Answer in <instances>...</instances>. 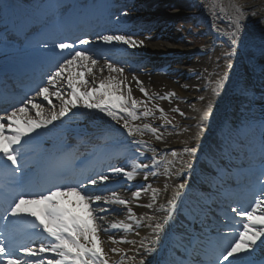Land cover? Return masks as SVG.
<instances>
[{
	"label": "snow or ice",
	"instance_id": "1",
	"mask_svg": "<svg viewBox=\"0 0 264 264\" xmlns=\"http://www.w3.org/2000/svg\"><path fill=\"white\" fill-rule=\"evenodd\" d=\"M23 5L19 0H0V23L8 24L19 21L26 23L20 16ZM237 16L234 21V30L227 36V51L221 56L226 61L223 74L215 80L216 87L212 93L219 99L223 94L224 80L230 79L232 70L236 68L235 57L241 55L243 47L240 36L241 21L245 18L244 13L237 9ZM127 13H120V16L127 17ZM117 24H120V17H117ZM86 35V34H85ZM95 41L91 38L77 37L76 40L65 42L63 39L54 42L55 48L60 50L61 61L53 63L55 71L48 73L47 86L39 87L37 96H42L44 101H50V96H55L60 101L59 111L52 110L45 112L41 104L33 103L32 99L26 98L21 106H9L11 111L5 110L0 116V171L5 173V188L8 195L0 202V264H124L126 259L135 261L136 256L128 257L130 249L118 247L117 245H133L136 254L140 255L139 264H148L144 255L152 256L159 252L158 244L161 243V233L167 235L165 224L174 218V200L185 188V183H180L173 189V197L168 199V207L157 205V196L161 189L151 185L140 186L131 193L132 200L139 201L142 194L151 193L150 201L144 205L149 209L163 211V223L156 222L147 225L152 228V236L145 237L140 241L127 239L124 236H117L111 230L123 229L126 233L136 228L144 227L141 223L145 218L149 221H159L160 217L141 216L133 212L131 201L126 199L115 189H109L108 183L112 175L123 177L126 181H132L138 170H146L144 179L149 175H156L151 171L153 167H159L163 160H157L156 149H150L154 154L150 158L151 163L146 164L139 160L140 156L149 159L145 155L146 141L137 139L142 137L145 131H150L158 141L163 140V134H157L159 129L150 124H133L132 121L140 120L141 117L153 116L152 109L148 108L143 101L137 100L127 85L128 75L125 67L118 61L105 60V69L109 75L98 78L93 73V68L99 63L98 57L93 55L88 45L92 43L110 46L118 50V46L125 49H137L146 46V40L150 36L139 38L137 33L122 28L105 29L103 32L94 33ZM77 41L80 47H77ZM45 48L47 42H42ZM256 50L264 56V39H261ZM67 52L65 56L64 53ZM249 61L255 56V52H248ZM221 57H218L219 60ZM73 65L82 71L73 72ZM251 70L254 72L255 67ZM86 76H91L89 80ZM131 79L139 87L144 96H149L148 91L133 72ZM261 89H264V68L260 70ZM98 81V82H97ZM61 85H66L67 97L61 91ZM50 88L55 89L50 92ZM82 89V91L78 90ZM126 89V90H125ZM175 96L169 92L160 99ZM242 103L247 101L248 107L244 111L234 114L235 118L227 120L222 128L223 151L221 157L230 156L236 151L237 146L256 142V131L258 127L260 136L258 140L260 159L258 163H252L248 167V180L253 191L247 208L239 205L231 207V213L235 217L242 218L237 221L242 225L238 232L225 212V223L216 230L215 236L193 237L185 235L177 242L172 249V254L162 260V264H264V259H258L255 255L258 248L264 247V112L257 122L250 115L254 96H248V88L241 89ZM264 99V92L261 93ZM151 99H155L152 96ZM204 101L205 97H199ZM37 109L35 117L29 115L28 105ZM144 104V111L138 113V105ZM83 107L88 110H97L115 121L130 138L128 143L127 159L131 161V170L124 165L109 163L107 171L111 174L99 171L82 179L68 184H52L51 187L34 191L30 183L28 173L21 164L23 153L20 149L26 143L25 137L31 139V134L37 129L47 128L55 121L62 120L74 108ZM157 111L163 114L164 110L158 105H153ZM183 117L184 112L173 109ZM214 111L211 101L208 102L203 114L199 117L196 127L198 138L204 128L201 126L207 119L210 112ZM247 113V114H246ZM24 115L23 123L20 115ZM170 124L171 121H168ZM187 130V129H185ZM197 152L195 147L185 146L183 154L188 156ZM172 160L167 161L164 174L168 175L170 169L176 164L178 156L176 150L171 151ZM215 159V157L213 158ZM185 167H190L183 158L180 160V167L176 174L183 172ZM168 185H165V190ZM91 188V190H89ZM69 196H74L75 201H68ZM123 206L127 213L126 220H107V215L112 212L111 206ZM83 210V214L77 211ZM30 223L31 232L20 233L19 229L24 222ZM130 221V222H128ZM107 223L108 227H104ZM223 229V231L221 230ZM136 236L140 233L135 232ZM35 237L36 239H33ZM105 237V239H101ZM147 240V243H145ZM143 250L141 253L140 250ZM119 257V259H113Z\"/></svg>",
	"mask_w": 264,
	"mask_h": 264
},
{
	"label": "bare ground",
	"instance_id": "2",
	"mask_svg": "<svg viewBox=\"0 0 264 264\" xmlns=\"http://www.w3.org/2000/svg\"><path fill=\"white\" fill-rule=\"evenodd\" d=\"M201 1V0H200ZM202 9L197 10L199 12V16L201 19H204L206 22H210L209 28L216 32L218 34L219 29L223 30L226 32V35L228 36V33L232 30H234V21L237 16V9H239L241 12L244 13V19L241 21L242 27L240 31V36L242 37V43L243 47L241 48L243 50L242 56H245V60L241 62L237 57L234 59L236 60V68L232 70V74L230 79H225L224 81H228L231 79L236 78L238 83H249L246 85L248 88V95L251 93L252 95L249 97L254 98H259L261 94L256 92V86L254 84H258L261 80H257L254 82V76H255V71L252 74L250 72L249 67L247 65L249 61L248 52H255V56L252 58L251 63L255 64L256 68L261 70V68H264V56H261L259 52L256 50V46L259 45L261 39H264V0H202L201 1ZM204 5L207 6V8L203 7ZM183 6V3L181 4ZM144 10H147V8H144ZM152 11L149 10V13ZM154 12H160L163 13L162 10H155ZM197 16V18H199ZM89 26L85 24V28H88ZM145 36H150V40H146V46L142 48H137L142 52H148L152 53L155 55L160 54L164 55V59H172L175 54L180 53L181 50H185L187 47L180 42H176L173 36L167 35V34H161L160 36H157L156 33H150L146 35H142L143 38ZM8 50L1 48L0 49V54L1 57L3 58L2 60L9 59L10 54H8ZM8 58H7V56ZM217 56V55H216ZM219 55L217 56V58ZM105 62H100L96 67L93 68V73L95 74L96 77L102 78L104 76L109 75L107 70L105 69L103 72H100L98 69L103 68ZM226 64V61L222 58V61L220 62L219 65H216L215 71H213L214 65H209V67H206L205 70V76L204 78L207 80H210L212 78L213 80H216V78L220 75L223 74L224 71V65ZM242 64V65H241ZM197 67L196 69H200L201 71H204V67H200L197 65H192L190 61H186L185 63H182V66L179 70H177L178 73L182 72L183 69H190L192 67ZM127 75H128V80H127V85L131 88L132 95L137 99L141 100L142 96H144L140 91L139 87L137 84L131 79V76L134 71H130L129 67H125ZM77 71H82L81 69L76 68L75 65H73V72ZM135 73V72H134ZM200 73V72H197ZM139 77L141 81H143V85L146 88V90L149 92L151 91H159L160 89H170L173 90L176 93H178L180 96L184 95L189 98H194L192 103H190L187 106V111L185 113V117L183 119V122L180 126L176 127L174 130H161V133L163 134V140L162 141H152L149 140L147 137H143L142 139H146L148 141H151L152 143L155 144L156 150L162 149L166 152L163 153H155L156 156L163 157L167 161H170L173 159L171 156V151L176 150L178 153V156L175 158L176 164L174 165L173 168L170 169V172L168 175H165L163 173V170L161 172V175L155 179L154 184L152 187L159 188L161 189V192L157 196V205L154 206V209L158 205H162L164 202L169 197V193L175 188L176 185L180 184L181 182L178 179H175L177 174H176V169L180 167V160L183 158L185 161L190 164V162L193 159V155L188 156L187 154H183V148L187 146L195 147L198 150V146L202 144V142L207 141L209 144H213L214 140V134L217 129V119L215 117L216 113V105L214 104V111L210 112V115L207 119L203 121V124L201 125L204 128V132L198 137V138H193L196 137V134L198 132V128L196 127L199 117L203 114V111L207 107V104L209 101H213L211 98L210 91L208 88L206 89L204 86V81L203 80H197V79H191L190 77H186L185 75L178 78L176 82H171L170 80H166V78L160 74H155V75H144L141 73H135ZM260 77V75H259ZM87 79L91 80V76H86ZM98 82V81H97ZM251 84V85H250ZM253 84V85H252ZM239 86V85H236ZM234 87L238 88V87ZM65 86H62L61 89H63ZM215 87V85H214ZM228 88V87H227ZM224 89V87L222 88ZM64 90V89H63ZM126 90V89H125ZM212 90V88H211ZM54 91V90H53ZM65 91V90H64ZM260 91V90H259ZM231 90H229V93ZM260 93H262L260 91ZM176 94V95H178ZM257 95V97H255ZM204 96L205 100L201 101L199 100V97ZM229 100L227 101L228 103L225 105V108L229 106L230 103L231 107L234 112L238 111H244L245 110V102L242 101V96L237 93L230 94L227 96ZM40 98V97H39ZM53 100L59 101L55 96H50ZM43 103H46V101L43 100ZM255 101V100H254ZM48 105L42 106L45 112H50L52 109L47 107ZM53 110L59 111V108L57 105H52ZM60 106V105H59ZM253 106V105H252ZM78 111L79 109H85L83 107L77 108ZM88 110V109H86ZM75 109L73 110V112ZM73 112H70V114H73ZM89 115L84 116V119L86 122H76L77 125H65L63 124L60 120L57 122L54 126L49 125L47 128H40L37 129L36 132L31 134V137H38L42 141H44V145L42 146L41 149L37 150L38 156L35 157L33 160H31V168L28 167L27 169L25 168L24 165H22L27 173H33L36 171L39 167V164L44 163L43 159L44 157L39 155L41 153H44V146L48 142H52L53 139L61 137H66L67 135H70L72 133H69L70 130H74L77 132L75 134L78 135H84L85 137L89 136L91 133H94L96 131H100L102 129H107L111 128L114 131L117 132L120 136L127 138L126 133L123 132L121 129L120 125L111 120V118H100L99 122H97V119L94 120L95 118L100 117L99 115L102 114L98 112L97 110H88ZM34 111H31V114L29 113L30 116L35 117ZM69 115V113H68ZM24 115L23 118L24 119ZM75 118V117H74ZM72 118V119H74ZM71 119V120H72ZM87 119L89 121H87ZM21 121V120H20ZM22 123V121H21ZM138 123V122H137ZM136 123V124H137ZM144 123L150 124L149 121H144L142 123H138L140 125H143ZM64 126V129L60 130L61 127ZM187 129V130H185ZM150 133V131H147ZM138 138H141L138 136ZM24 140L26 142L32 141L29 139V137H25ZM99 144L103 145L104 147L106 146L105 141H99ZM49 147V146H47ZM46 147V148H47ZM32 150H36V148H32ZM153 153V152H152ZM123 157L124 155L127 154V152H123ZM150 154V152H149ZM154 154V153H153ZM29 161V160H28ZM149 162V161H148ZM128 168V170H131V162L128 164L124 165ZM185 169V168H184ZM93 171H96L95 169ZM1 172V171H0ZM138 177L139 181L145 180L144 179V174L141 172H137L136 175ZM115 175H112L111 181L115 180ZM120 178H123L122 176ZM185 179H192V177H184ZM148 184L145 183L144 186H147ZM165 185H168L167 189L165 190ZM136 186L129 188L125 187L123 190L118 191L122 196H124L126 199H129L131 201V206L133 209V212L137 215V217H147V216H156L160 217L161 211L160 210H154V209H149L145 207L144 205L148 204L150 201L151 193L149 192L148 194H142L141 198L139 201L132 200L131 193L136 190ZM200 191H202V188H198ZM68 201H75L77 198L74 196H69ZM113 211L109 212L107 215V220H113V219H120V220H126L127 213L123 206L120 205H113L111 206ZM78 211H82V207L77 209ZM130 222V221H128ZM131 223V222H130ZM144 227L136 228L135 225L134 231L131 233H126L124 232L123 229L120 230H111L113 234L117 236H124L127 239H135L137 241H140L141 239H144L145 237H151L152 236V228L148 227L147 225L152 224L153 221H149L146 218L141 221ZM104 227H108V224L105 223ZM139 232L140 235L136 236L135 232ZM101 239H105V237H101ZM145 243H147V240H145ZM118 247H123L125 249H130L131 251L128 252V257L136 256L135 261H132L130 259H126L124 261V264H139L140 260V255L136 254V248L133 245H117ZM261 250V248H258L256 253H258ZM141 253L143 250H140ZM155 255V254H154ZM149 256V255H144V258L146 261H148V264H152L151 260L152 257L154 256ZM113 259H119V257H113Z\"/></svg>",
	"mask_w": 264,
	"mask_h": 264
},
{
	"label": "rangeland",
	"instance_id": "3",
	"mask_svg": "<svg viewBox=\"0 0 264 264\" xmlns=\"http://www.w3.org/2000/svg\"><path fill=\"white\" fill-rule=\"evenodd\" d=\"M181 1H183L184 3H185V5L188 7V5H189V7H191V8H193L194 7V1L193 0H181ZM184 32V31H183ZM179 34H182V31H180L179 32ZM202 39V41H203V38H201ZM198 42H196V45H200L201 44V41H199V40H197ZM203 44V43H202ZM53 101V104L54 105H57V106H59V103H60V101H57V100H52ZM43 104V103H42ZM44 105V104H43ZM46 106V105H45ZM47 107H49L50 109H52L53 110V106L52 105H49V106H47ZM178 116V114L176 113V115L175 114H170L169 115V117H170V119H172V120H175V118ZM179 117V116H178Z\"/></svg>",
	"mask_w": 264,
	"mask_h": 264
}]
</instances>
